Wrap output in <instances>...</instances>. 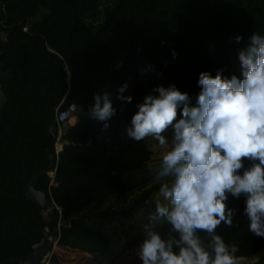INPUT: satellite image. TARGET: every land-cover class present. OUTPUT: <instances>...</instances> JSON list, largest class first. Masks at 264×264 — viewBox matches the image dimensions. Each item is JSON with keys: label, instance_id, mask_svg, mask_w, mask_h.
Listing matches in <instances>:
<instances>
[{"label": "trees", "instance_id": "trees-1", "mask_svg": "<svg viewBox=\"0 0 264 264\" xmlns=\"http://www.w3.org/2000/svg\"><path fill=\"white\" fill-rule=\"evenodd\" d=\"M255 33L264 35V0H0V264L31 261L48 237L56 248L116 264L123 253L105 224L132 218L160 186L129 211H100L97 223L79 216L128 200L153 178L148 138L127 136L136 105L160 85H175L195 104L204 71L242 79L238 53ZM125 83L131 103L117 98ZM104 92L116 109L107 129L89 115ZM73 104L87 117L64 134L57 154V111ZM36 175L37 191L54 202L47 216L26 198ZM244 201L229 198L239 209L234 226L217 229L243 260L264 250L248 230ZM169 229L164 222L156 231L167 239ZM139 235L135 244L145 239Z\"/></svg>", "mask_w": 264, "mask_h": 264}, {"label": "clouds", "instance_id": "clouds-1", "mask_svg": "<svg viewBox=\"0 0 264 264\" xmlns=\"http://www.w3.org/2000/svg\"><path fill=\"white\" fill-rule=\"evenodd\" d=\"M238 59L242 79L225 77L222 69L199 74L195 104L175 85H160L153 89L158 95L136 105L127 136L150 137L165 149L154 172L162 200H155L137 251L142 264H241L239 245L217 233L222 223L234 226L239 209L229 207L230 197H245L248 230L264 239V35L253 34ZM127 87L117 98L131 103L133 97L123 95ZM94 101L90 118L107 129L116 113L110 93ZM162 222L170 225L167 239L154 230Z\"/></svg>", "mask_w": 264, "mask_h": 264}, {"label": "rangeland", "instance_id": "rangeland-1", "mask_svg": "<svg viewBox=\"0 0 264 264\" xmlns=\"http://www.w3.org/2000/svg\"><path fill=\"white\" fill-rule=\"evenodd\" d=\"M105 9V6L103 10ZM48 13L45 11L43 14L38 15L33 21L42 20ZM97 25V24H96ZM3 103V97L0 93V106ZM77 120L73 119L72 123H75ZM148 147L153 153L152 162L150 164V171L154 174L155 169L158 167L162 155L165 149L158 146V142L152 138H148ZM156 186H160V182L155 180L154 176L151 181L142 186L138 187L134 193L129 197L128 200H120L115 198L111 200L106 206L96 209L92 207L89 211L83 213L79 216V219L86 217L90 224L97 223L100 211H106L108 208H113L114 212H124L132 209L134 202L139 201L143 197V193L153 189ZM155 200H162V197L159 194V191L154 195L150 200H148L144 205L139 206V210L136 214L130 219L119 220L116 223H113L111 226L105 224V227L115 235H117V251L123 253L121 258L117 261L116 264H142V261L137 255L139 245L142 243L135 244L136 237L146 238V233L144 232V226L149 224V215L155 211ZM164 222L157 223L154 230H158ZM106 229V230H107ZM117 229V230H116ZM49 241V237L47 238ZM53 239V238H51ZM52 244V243H51ZM55 257L57 258L56 262H51V264H110L105 261V259L100 255H90L83 254L77 251H73L66 248H56L54 249ZM53 259V258H52ZM241 264H256L252 262L251 259L242 260Z\"/></svg>", "mask_w": 264, "mask_h": 264}, {"label": "water", "instance_id": "water-1", "mask_svg": "<svg viewBox=\"0 0 264 264\" xmlns=\"http://www.w3.org/2000/svg\"><path fill=\"white\" fill-rule=\"evenodd\" d=\"M73 127L68 124L65 126V133L71 130ZM39 175H36L33 181L30 183L28 192L26 194V198L29 202L39 205L43 211H50L54 202L48 197V195L44 192L37 191L36 185ZM52 244L46 239L42 245H40L37 251L34 254V257L31 261L26 262L25 264H41L43 257L52 249ZM264 258V250L255 254L251 259L252 262H258Z\"/></svg>", "mask_w": 264, "mask_h": 264}, {"label": "built area", "instance_id": "built-area-1", "mask_svg": "<svg viewBox=\"0 0 264 264\" xmlns=\"http://www.w3.org/2000/svg\"><path fill=\"white\" fill-rule=\"evenodd\" d=\"M87 117V112L83 107H79L75 104L68 106L67 108L61 110L59 109L57 111L56 116V123L58 126V137H57V143H56V151L57 154L63 151L64 149V143L62 142V138L65 134V126L70 124V122L73 119L81 120ZM87 146H91V143H89ZM53 176V174H51ZM44 215L47 216V212L44 211ZM49 242L52 243V249L43 257L41 264H51L53 255H54V249L58 244L57 240L51 239L49 237Z\"/></svg>", "mask_w": 264, "mask_h": 264}, {"label": "crops", "instance_id": "crops-1", "mask_svg": "<svg viewBox=\"0 0 264 264\" xmlns=\"http://www.w3.org/2000/svg\"><path fill=\"white\" fill-rule=\"evenodd\" d=\"M77 120V119H76ZM79 120H77L75 123H72V121L70 122V125L72 126V127H74V126H76V125H78L79 124Z\"/></svg>", "mask_w": 264, "mask_h": 264}]
</instances>
